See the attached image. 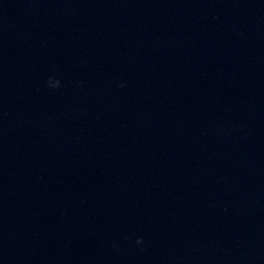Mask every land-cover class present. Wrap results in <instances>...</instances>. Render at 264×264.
Returning a JSON list of instances; mask_svg holds the SVG:
<instances>
[{
	"label": "water",
	"instance_id": "95a60500",
	"mask_svg": "<svg viewBox=\"0 0 264 264\" xmlns=\"http://www.w3.org/2000/svg\"><path fill=\"white\" fill-rule=\"evenodd\" d=\"M0 264H264V0H0Z\"/></svg>",
	"mask_w": 264,
	"mask_h": 264
},
{
	"label": "clouds",
	"instance_id": "9594fccd",
	"mask_svg": "<svg viewBox=\"0 0 264 264\" xmlns=\"http://www.w3.org/2000/svg\"><path fill=\"white\" fill-rule=\"evenodd\" d=\"M59 86V81H56V87H58ZM143 243V238H138L137 240H136V244L137 245H140V244H142ZM114 248H116L117 249V251L119 250L118 249V246H116V245H114Z\"/></svg>",
	"mask_w": 264,
	"mask_h": 264
}]
</instances>
